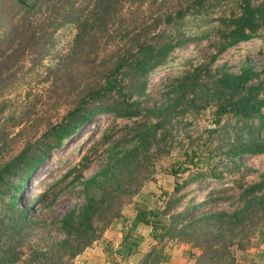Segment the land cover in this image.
<instances>
[{
    "label": "trees",
    "instance_id": "trees-1",
    "mask_svg": "<svg viewBox=\"0 0 264 264\" xmlns=\"http://www.w3.org/2000/svg\"><path fill=\"white\" fill-rule=\"evenodd\" d=\"M69 27L75 32L67 52L50 58L55 34ZM263 29L264 0H0V144L5 145L7 134L30 115L21 109L17 117L5 115L15 113L5 99L18 81L15 68L32 72L42 67L48 96L63 105L68 102L57 122H48L35 140L24 141L16 155L0 159V203L5 210L0 264L20 263L22 243L40 229L34 234V264H73L105 229L124 220L125 203L136 205L131 199L148 180L152 158L167 154L172 146L171 121L208 107L214 109L217 126L208 131L215 136L217 161L173 187L158 216H169L166 230L174 231L179 242L200 250L195 264H233L227 248L244 250L251 229H262L264 239V175L241 187L230 213L210 212L179 229L177 219L183 213H172L181 199L175 195L185 185L205 177L220 181L223 173L238 172L239 156L264 154V65L256 72L244 63L237 74L211 68L222 53ZM201 42L206 43L201 64L167 81L161 97H168L161 106L145 108L148 75L165 65L175 49ZM100 114L136 124L127 141L132 145L125 150L112 147L106 167L82 183L81 207L50 223V231L60 239H49V231L48 243L38 245L44 240L45 223L39 226L31 208L18 205L22 188L49 152ZM129 129L121 127L122 132ZM21 134L22 129L9 140ZM111 138L103 135L101 144ZM85 160L83 156L77 175L87 166ZM138 208V220L150 222L154 231L163 226H157L156 210ZM155 249L134 264H159L162 250ZM244 262L263 264L252 258Z\"/></svg>",
    "mask_w": 264,
    "mask_h": 264
},
{
    "label": "rangeland",
    "instance_id": "rangeland-1",
    "mask_svg": "<svg viewBox=\"0 0 264 264\" xmlns=\"http://www.w3.org/2000/svg\"><path fill=\"white\" fill-rule=\"evenodd\" d=\"M190 28L193 29L194 27L190 26ZM74 32V29L69 27L55 34L57 42L50 58L64 56ZM205 45V42H201L197 45H185L175 49L169 55L165 65L148 75L146 89L148 98L143 104L145 108L156 109L165 102V98L168 96L161 97V95L167 91L165 87L167 81L172 83L184 71L192 70L200 65ZM50 58H46L44 62L47 64V59ZM244 63L251 66L256 72L264 65V29L259 31L255 38L240 42L226 50L216 59L211 68L229 74H237ZM13 69L14 67L10 70ZM14 70V78H17L18 81L8 89L5 99H7L10 108L14 107L15 113L11 111L5 115L17 117L20 109L30 112V115L21 126L14 128L10 134H7L5 145L0 144V159L3 158V160L16 155L22 148L24 141L35 140L48 122H57L68 109V102L63 105L62 102H56L50 98V95L48 96L42 67L32 72L25 71L26 67L15 68ZM32 106L34 107L31 109ZM214 120V109L208 107L197 114L176 116L171 121L169 136L172 146L167 154L155 155L152 158L151 167L149 166L147 169L149 172L148 180L142 184L140 192L131 199L132 202L138 200L139 203H143L147 211L156 210L157 226L163 225L156 229V235L157 237L162 235L164 238L158 239L157 243L151 247L147 248V245H144L142 253L139 252L134 260L135 263L152 247L159 251L163 250L165 246L168 248L177 246L182 251L183 248L181 247L185 245L190 248L191 253L184 264H195V259L200 250L193 248L188 243L179 242L175 238L174 231L166 230L170 221L169 216H158V212L172 194L173 187L181 185L196 171H205L208 164L211 165L217 161V156L213 155V149L216 145L215 136L208 133L212 129H217ZM224 120L222 118L221 122ZM131 122L125 119H116L110 114L97 115L91 118L72 137L65 140L58 149L49 152L46 159L38 164L23 186L18 202V205L22 207L31 208V217L39 226L41 222L45 223L43 225L44 240L38 245L45 246V243H48V240L52 238L60 239L57 233L50 231L52 228L50 223L60 219L64 213L81 207L85 193L82 183L106 167L112 147L116 144L117 147L113 150L115 151L117 149L125 150L132 145V142L127 144L136 125L131 124ZM124 125H128L130 129L122 132L121 127ZM1 126L4 125H0V128ZM21 129V135L9 140ZM103 135L107 137L112 135V141L109 144H101ZM262 137L264 138V132ZM194 152L195 154H193ZM83 156L86 157L85 161L88 164L77 175ZM237 160L240 165L238 172L223 173L220 181L210 180L207 177L198 179L185 185L175 195H181V199L178 207L172 213L181 212L184 215L177 219L179 221L176 229L185 226L188 221L195 220L210 212H232L238 204L237 197L241 187L257 182L264 175V154L242 155ZM131 205V203H125L122 210L126 208L129 210V214L132 213ZM4 214L5 210L0 203V219ZM116 227L118 226L116 225ZM36 231L34 230L31 234L33 239L29 238L22 243L21 262L18 264H34L31 259L32 249L36 245L34 234L38 231L41 232V229ZM49 231L48 239L46 233ZM262 231V229L256 228L247 233L251 237L250 245L244 250H237L234 246L227 248L229 254L233 256V264H244L245 260L257 258L260 255L258 251L262 247L259 246L264 244V239H261L263 237L261 236V234L263 235ZM40 248L43 251V247ZM214 264L219 263L215 262Z\"/></svg>",
    "mask_w": 264,
    "mask_h": 264
},
{
    "label": "crops",
    "instance_id": "crops-1",
    "mask_svg": "<svg viewBox=\"0 0 264 264\" xmlns=\"http://www.w3.org/2000/svg\"><path fill=\"white\" fill-rule=\"evenodd\" d=\"M134 203L135 206L131 205L132 213L129 214V210L124 208L121 211L124 220L120 223H112L105 229L97 240L75 257L73 264H134L144 245H147V248L155 245L158 237L151 223L145 224L137 219L141 211L138 207L143 203H139L138 200ZM261 245L259 247L263 249H259L260 255L253 259L264 264V244ZM181 248L182 251L177 246L171 248L165 246L159 264H184L191 251L185 245Z\"/></svg>",
    "mask_w": 264,
    "mask_h": 264
}]
</instances>
